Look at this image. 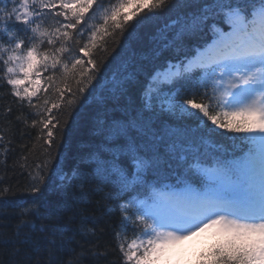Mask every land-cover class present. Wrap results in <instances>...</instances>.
I'll list each match as a JSON object with an SVG mask.
<instances>
[{"label": "snow or ice", "instance_id": "1", "mask_svg": "<svg viewBox=\"0 0 264 264\" xmlns=\"http://www.w3.org/2000/svg\"><path fill=\"white\" fill-rule=\"evenodd\" d=\"M8 2L0 7V80L39 117L31 127L46 158L23 189L0 190L5 203L32 198L12 213L0 206V218H18L11 233L0 231V247L13 256L38 248L45 238L34 239L35 219L65 212L80 217L73 237L98 240L105 229L97 226L118 212L120 264H167L174 245L201 234L210 243L197 264H264V0ZM173 7L137 52L134 35ZM125 41L130 51L121 54ZM98 49L113 67L94 59ZM89 98L86 151L65 170L51 149ZM10 144L0 134V155L14 151ZM91 195L105 202L99 216L82 207Z\"/></svg>", "mask_w": 264, "mask_h": 264}, {"label": "trees", "instance_id": "2", "mask_svg": "<svg viewBox=\"0 0 264 264\" xmlns=\"http://www.w3.org/2000/svg\"><path fill=\"white\" fill-rule=\"evenodd\" d=\"M105 4L108 0H104ZM5 6V0H0V7ZM7 7H13L12 3H7ZM175 9L170 8L168 11L161 14L158 22H154L144 28L140 29L136 33L132 40V47L137 52L140 50H147L150 46V36L155 31L158 24H162L166 19L170 18ZM92 21V23H98ZM113 38H105V44L111 51L113 48ZM128 41H125V49L121 50V54L128 49ZM103 47V45H101ZM98 62L103 60L104 63H109L111 57L104 51L97 50L94 56ZM115 61L109 63V67L115 65ZM2 75V72H0ZM70 85L75 91V81H70ZM10 89L4 86L3 81L0 80V134L5 136V140L11 141L10 148L14 151H10L7 157L0 155V190L5 187L11 186L13 190L19 191L23 189L27 182V172L30 168L34 167L36 163H42L46 158L44 155V148L41 147L42 141L36 139L39 129L31 127L32 119H39L30 115V110L26 106H21L15 101V98L8 95ZM6 107H11V114L5 115L4 110ZM94 110V104L92 98L85 105H81L77 108L72 123L68 126V131L63 136V141L59 147L53 145L51 149V160L53 163L59 164L70 170L76 163L79 155L86 151L82 146L89 140V127L91 115ZM20 116L21 119L17 120L16 117ZM27 117L28 124L25 125L22 121ZM59 139V133L57 134ZM21 145H24L21 148ZM21 156H27V161L21 160ZM27 163L29 168H21L20 165ZM23 173V175L21 174ZM107 191L108 188L106 187ZM48 199L55 200L56 196L52 194H46ZM90 199L93 201L91 204L83 205L87 211L85 214L89 216H99L104 211V203L101 201V206H97L96 201L98 197L91 195ZM32 202V198L27 195H9L7 203L0 198V206H3L8 213L19 211V207L24 203ZM17 205V207H13ZM43 211V209H42ZM79 215H74L71 212L63 213L59 218L52 214L51 216H44L42 218L35 219L36 231L33 233L34 239L36 237H44L38 248L33 246H20L19 253L15 256L12 255V249H4L0 247V262L2 264H10L11 261H15L16 264H120L121 256L116 246L117 242L114 239L113 233L119 229L115 227L119 221V213L114 216L104 218V221L97 227H103L105 229L102 236L99 239L86 240L80 235L73 237L72 229L79 225ZM18 222L17 217L0 218V223L7 224V228H0V231L11 233L13 226ZM91 226V223L87 225ZM43 229V231H41ZM129 242L135 233L133 229H128L126 233H122ZM98 245V247H96ZM206 247V246H205ZM204 247V248H205ZM94 248L96 252L106 253L99 257H93L89 249ZM201 250H195L190 257V264H197ZM83 252V256L80 253Z\"/></svg>", "mask_w": 264, "mask_h": 264}, {"label": "rangeland", "instance_id": "3", "mask_svg": "<svg viewBox=\"0 0 264 264\" xmlns=\"http://www.w3.org/2000/svg\"><path fill=\"white\" fill-rule=\"evenodd\" d=\"M207 243H210V241H208L203 234L179 242L170 250V258L167 264H188L189 253L194 246L198 245V247H201Z\"/></svg>", "mask_w": 264, "mask_h": 264}, {"label": "bare ground", "instance_id": "4", "mask_svg": "<svg viewBox=\"0 0 264 264\" xmlns=\"http://www.w3.org/2000/svg\"><path fill=\"white\" fill-rule=\"evenodd\" d=\"M30 203H31V202H30ZM25 206H27V204L21 205L20 207H25Z\"/></svg>", "mask_w": 264, "mask_h": 264}]
</instances>
